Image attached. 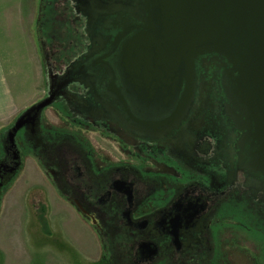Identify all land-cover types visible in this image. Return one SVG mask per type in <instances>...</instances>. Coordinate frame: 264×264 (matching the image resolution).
Masks as SVG:
<instances>
[{
  "label": "flooded vegetation",
  "instance_id": "obj_1",
  "mask_svg": "<svg viewBox=\"0 0 264 264\" xmlns=\"http://www.w3.org/2000/svg\"><path fill=\"white\" fill-rule=\"evenodd\" d=\"M150 1H39L45 95L21 115L50 104L28 111L14 142L7 134L0 187L32 145L54 190L104 243L106 264H241L244 255L264 264V160L229 95L231 65L199 56L186 98V73L181 81L126 62Z\"/></svg>",
  "mask_w": 264,
  "mask_h": 264
},
{
  "label": "water",
  "instance_id": "obj_2",
  "mask_svg": "<svg viewBox=\"0 0 264 264\" xmlns=\"http://www.w3.org/2000/svg\"><path fill=\"white\" fill-rule=\"evenodd\" d=\"M150 10L148 26L127 46L126 62L181 81L186 73L187 98L195 60L212 53L225 57L231 65L229 95L254 124L264 160V0H151ZM28 111L9 132L11 142Z\"/></svg>",
  "mask_w": 264,
  "mask_h": 264
},
{
  "label": "rangeland",
  "instance_id": "obj_3",
  "mask_svg": "<svg viewBox=\"0 0 264 264\" xmlns=\"http://www.w3.org/2000/svg\"><path fill=\"white\" fill-rule=\"evenodd\" d=\"M39 1L27 0L30 6L26 9L27 18L23 20L26 25L23 27L26 26L28 35ZM6 42H10L9 39ZM7 50L13 51V46H7ZM24 51L21 43L18 52L22 55L21 63ZM27 83L21 95L26 96L28 104L44 97L45 77L43 83L35 85L33 82L32 86L29 81ZM47 114L53 127L66 128L67 124L56 119L51 110ZM79 136L84 137V134L79 133ZM90 136L99 144L110 143L99 134ZM25 151L36 157V149L32 145H28L27 150L23 149ZM6 154V145L0 144V160ZM26 156L21 170L0 187V264H106L102 240L85 219L57 194L37 161ZM249 261L244 255L241 264H250Z\"/></svg>",
  "mask_w": 264,
  "mask_h": 264
},
{
  "label": "crops",
  "instance_id": "obj_4",
  "mask_svg": "<svg viewBox=\"0 0 264 264\" xmlns=\"http://www.w3.org/2000/svg\"><path fill=\"white\" fill-rule=\"evenodd\" d=\"M29 6L27 0H0V144L2 145H6L8 129L30 105L37 101L36 99L28 104L29 100L26 96L21 95L27 88V82L29 81L31 86L33 82L35 85L37 82H44L43 61L36 31L38 10L30 23L29 35L26 26L23 27V20L27 18L26 9ZM6 39L10 42H6ZM21 43L25 49L22 63L20 59L22 55L18 54ZM11 45L13 51L7 50V46Z\"/></svg>",
  "mask_w": 264,
  "mask_h": 264
},
{
  "label": "trees",
  "instance_id": "obj_5",
  "mask_svg": "<svg viewBox=\"0 0 264 264\" xmlns=\"http://www.w3.org/2000/svg\"><path fill=\"white\" fill-rule=\"evenodd\" d=\"M9 184V183H8Z\"/></svg>",
  "mask_w": 264,
  "mask_h": 264
}]
</instances>
